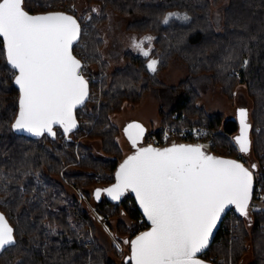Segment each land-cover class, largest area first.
Returning a JSON list of instances; mask_svg holds the SVG:
<instances>
[{"label":"trees","instance_id":"16d2710c","mask_svg":"<svg viewBox=\"0 0 264 264\" xmlns=\"http://www.w3.org/2000/svg\"><path fill=\"white\" fill-rule=\"evenodd\" d=\"M61 1L75 0H24L23 7L30 12L58 10L46 6ZM86 1L90 5L103 4L123 15H137L128 29L140 38L151 37L145 46L151 52L144 57L133 49L127 50L126 64L103 79L101 91L92 81L91 71L84 69L91 79V96L84 112L88 121L80 117L82 126L71 134L57 127L55 136L38 137L13 128L20 92L0 38V208L15 232L14 244L0 253V264H132L127 259L130 254L119 262L110 257L105 244L93 240L91 214L78 207V199L69 195L65 182L56 176L63 172L73 184L83 188L91 185L93 190L88 194L101 213L119 216L128 212L146 227L148 223L132 195L115 203L107 198L104 188L116 181L124 156L117 140L121 131L112 116L122 110L125 102L136 104L147 92L163 93L160 126L155 133L162 134L168 124L182 126L206 120L219 131L212 150L237 156L235 138L240 135V119L207 112L197 101L198 83L203 78L210 79L231 99L236 98L238 86H244L253 102L246 121V154L252 153L253 166H264V0ZM224 1L223 26L218 29L212 5ZM169 13H180L185 19L174 16L164 23ZM80 22L82 36L74 51L84 63L97 62L102 59L99 30L91 25L88 32ZM150 60L157 61L155 72L147 68ZM176 60L187 65L188 74L180 84L167 86L158 76ZM82 111H78L79 116ZM175 113L180 117H174ZM80 133L101 139L106 156H97L91 146L79 142ZM98 174L105 178L100 179ZM97 190H101L99 199ZM262 197L264 184L260 195L255 191L251 203ZM138 224L128 228L129 237L142 229ZM214 255L215 264H241L247 256L251 257L249 264H264V207H254L246 217L230 209L214 242L202 253L206 259Z\"/></svg>","mask_w":264,"mask_h":264},{"label":"snow or ice","instance_id":"6c2138e0","mask_svg":"<svg viewBox=\"0 0 264 264\" xmlns=\"http://www.w3.org/2000/svg\"><path fill=\"white\" fill-rule=\"evenodd\" d=\"M23 3L0 0V38L20 92L13 128L55 136L53 126L59 125L67 134L77 126L74 109L88 97L81 61L73 55L80 25L64 13L31 15ZM151 39L134 40L132 46L149 57L151 49L144 44ZM156 65V60H150L147 68L155 72ZM246 115L239 110L240 135L235 143L241 153L249 151ZM125 132L135 148L144 128L131 123ZM104 191L113 200L135 193L151 223L150 230L124 241L130 244L127 259L132 264H202L197 254L207 248L225 209L234 206L247 216L252 173L235 160L207 155L199 145L148 146L138 148L120 165L116 183ZM95 195L99 199L101 190ZM14 242L13 229L0 215V249Z\"/></svg>","mask_w":264,"mask_h":264},{"label":"rangeland","instance_id":"374dc122","mask_svg":"<svg viewBox=\"0 0 264 264\" xmlns=\"http://www.w3.org/2000/svg\"><path fill=\"white\" fill-rule=\"evenodd\" d=\"M225 6L226 1L212 5V17L218 29H222L223 26V12ZM53 7L66 11H73L76 16L83 21L84 27L88 29V32L91 25H94L99 30L102 40V43H100L102 59H98L97 62L94 63H89V61H87L85 64L88 65L89 70L94 74L92 81L98 83L99 90L101 91L102 89L100 88L102 87L103 79L107 77L111 71L118 67H123L126 64L127 59L125 58V52L129 49L137 51L132 46L133 41L139 42L141 36L129 30L128 24L135 18H138V16L123 15L110 7H105L103 4L90 5L86 0L61 1L57 4L47 5L46 9H53ZM174 16L185 19V16L180 13H175L173 17ZM101 66L103 68H101ZM187 74V65L181 60H176L170 63L169 67L164 68L158 77L167 86H173L180 84ZM209 80L207 78L199 80L198 85H200V88L199 96L197 97L199 105L203 106L207 112L221 113L225 117L237 118H240L239 110L241 109L245 110L246 114L251 112L253 102L244 86L239 85L236 98L231 99L222 91L220 86L211 84ZM181 89L183 90V88ZM161 95L163 96V93L157 94L154 90L147 92L136 104L125 102L122 110L113 114L112 121L121 131L117 136V140L123 149L124 156L122 159L134 149L125 132L129 124H140L144 128L145 135L148 132L156 134L154 131L160 126L161 120V102L164 101ZM85 111L86 108L82 111L81 118H85L86 121H88L84 114ZM141 139L137 144L142 142ZM77 140L91 146L93 152L97 156H106L104 154L103 141L101 139L89 138L84 136L83 133H80L77 136ZM235 154L240 157L242 154L247 165L253 170L260 168L253 167L252 163L255 159L252 153L240 154L238 148ZM99 176L101 177L100 179L105 178L102 177L101 174ZM56 179L63 180L69 195L78 199V207L86 209L91 214L93 221L90 222V225L92 227L91 232L93 240L98 244H100V242L105 244L110 250L108 253L110 257L121 262L123 256L130 254V244H126L124 241H131L133 238L129 237L130 232L128 228L135 227V225L138 224L137 220L130 217L128 212H123L119 216L107 215L109 219L104 221L102 216L106 214L101 213L96 208V201L88 194V191L90 192L93 190L91 185L83 188L73 184L68 177L64 176L63 172L61 175L56 176ZM254 207H264V198L262 197L261 199L257 198L254 200L250 205V211ZM138 225V229L145 228L142 223ZM117 250L119 253H117ZM250 258L251 257L247 256L241 264H249Z\"/></svg>","mask_w":264,"mask_h":264},{"label":"water","instance_id":"95a60500","mask_svg":"<svg viewBox=\"0 0 264 264\" xmlns=\"http://www.w3.org/2000/svg\"><path fill=\"white\" fill-rule=\"evenodd\" d=\"M25 11H27V12H28L29 14H31V15H44V14H49V13H64V14H67V15H71V16H73V18L76 19V20H77V23L80 25V35H79L78 40L76 41V43L73 45V55H74L77 59H79V60L81 61V64H82L81 73H82L84 79L88 82V97H87V99L85 100V102H84L82 105H79V106H77V107L74 109L73 115H74V118H75V121H76V125H77V126H76L74 129H72V131H70V132L67 133V134H71V133L77 131V130L80 128V120H79V117H78V114H77L78 109L81 108L82 106H84V105L87 103V101L89 100L90 96H91V82H90V80L87 78V76L85 75V73H84V71H83L84 62H83V60H82V59H81V58L75 53V51H74V47H75V45L78 43V41L80 40V38H81V36H82V31H83L82 23L80 22V20L78 19V17H77L75 14L70 13V12H68V11H63V10H51V11H45V12H30V11H28V10H26V9H25ZM170 14H172V15H170ZM173 15H175V14H174V13H169V14L167 15V19L170 20V18L173 17ZM239 119H240V118H239ZM247 119H248V114L246 115V121H247ZM14 123H15V122H14ZM57 127H60V126H59V125H54V126H53V132H54V133H55V130H56ZM60 128L63 129L62 127H60ZM15 130H16V129H15ZM16 131L19 132V133L26 134V135L35 136V135H33L32 133H29V132H27V131H25V130H16ZM45 134H48V133H45ZM144 134H145V131H144ZM144 134H143V136H144ZM43 135H44V134H43ZM48 135H49V134H48ZM41 136H42V135H41ZM143 136H142V138H143ZM38 137H40V136H38ZM141 141H142V139H141ZM173 144H176V145H180V144H184V145H198V144H193V143H181V142H180V143H171V144L164 145V146H157V145H152V144H142V145H140V144L138 143V144L136 145V147H135L130 153H128V154L122 159V161L120 162V164H119V166H118L117 171L119 170L120 165H121V164H122V163H123V162H124L129 156L134 155L135 152H136V150H137L138 148L151 146V147H153V148L163 149V148L171 147ZM199 146H200V145H199ZM201 147H202V146H201ZM202 151H204L207 155H211V156H214V157H217V158L229 159V160H235V161H237V162L243 164V166H244L245 168H247V169L252 173V192H251V199H250V201H249L248 214H247V215H249V213H250V205H251V202H252L253 197H254V194H255V177H254L253 169H252L249 165H247L246 163H244L243 161H241L240 159H238L237 157L220 155V154L215 153L214 151H208V150H206L204 147H202ZM115 183H116V181L113 182V183H111V184H109V185H107V186L104 188V190H105V189H108V188H110V187H112ZM104 192H105V194H106V196H107V198H108L109 200H111L112 202H115V203H120V202H122V201L125 199L126 195H127L130 191H129V192H126V193H125V194H124L119 200H113V199L107 194L106 191H104ZM131 194L134 196L135 201H136V203H137V206H138V208H139V210H140L142 216L145 218L146 222L149 224V227H148L146 230H144V231L141 232V233H143V232H145V231L150 230L151 223H150V221L147 220V217L143 214V210L140 208L139 203H138V201L136 200L135 193H132V192H131ZM232 208L235 209L234 206H230L229 208L225 209V211L221 214V218L217 221L216 227L213 229L212 235H211L210 238H209V243H208L207 248H205L201 253H198V254H197V258H198L199 260L202 261V264H215L212 260H209V259L204 258L201 254H202L205 250H207V249L211 246V244L214 242V240H215V238H216V235H217V233H218V231H219V229H220V227H221V225H222V222H223L224 218L226 217V215H227V213L229 212V210L232 209ZM235 211H236V210H235ZM236 212H237V211H236ZM237 214L241 215L239 212H237ZM0 215H3V216H4V218H5V220L7 221L8 225L13 229V238H14V241H15L14 227H13L12 223L10 222L9 218L6 216L5 212H4L1 208H0ZM241 216L246 217V216H244V215H241ZM141 233L136 234L131 240L135 239V238H136L138 235H140ZM8 246H9V245H8ZM8 246H6V247H8ZM6 247H5V248H6ZM5 248H4V249H5ZM4 249H0V253H1ZM130 255H131V250H130ZM130 255H129V256H130Z\"/></svg>","mask_w":264,"mask_h":264},{"label":"built area","instance_id":"2783aa9c","mask_svg":"<svg viewBox=\"0 0 264 264\" xmlns=\"http://www.w3.org/2000/svg\"><path fill=\"white\" fill-rule=\"evenodd\" d=\"M62 10V9H61ZM84 69L89 70L88 65H84ZM94 74H91L92 77ZM90 79V78H89ZM90 79V80H91ZM81 110H85V106H82ZM81 117V115H80ZM174 117L179 118V114L175 113ZM86 122L85 118L83 119ZM83 122V123H84ZM82 126V122L81 125ZM218 130L214 129L209 122L206 120L198 121L194 124H184L182 126L177 125H166L162 134H151L144 138L145 144H152L157 146H164L170 143H193L198 144L209 151L212 150V145L215 140V136L218 134ZM241 154V152H240ZM237 156L241 161L246 162L244 158ZM255 176V191L257 190L258 195L261 194L262 185L264 184V166L260 167L257 170H254ZM104 221L108 220V216H102ZM148 225L145 228H142L140 231L147 229ZM217 256H211L210 260L213 262Z\"/></svg>","mask_w":264,"mask_h":264},{"label":"crops","instance_id":"0c3cea01","mask_svg":"<svg viewBox=\"0 0 264 264\" xmlns=\"http://www.w3.org/2000/svg\"><path fill=\"white\" fill-rule=\"evenodd\" d=\"M144 40H145V39L140 38L139 42H140V41H144ZM146 44H147V42L145 41L144 47L146 46Z\"/></svg>","mask_w":264,"mask_h":264}]
</instances>
